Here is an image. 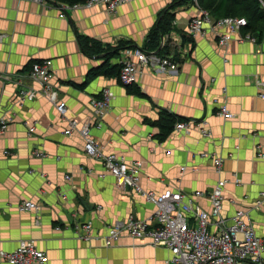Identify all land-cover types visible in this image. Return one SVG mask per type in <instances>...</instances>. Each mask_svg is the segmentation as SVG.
<instances>
[{"label":"crops","instance_id":"crops-1","mask_svg":"<svg viewBox=\"0 0 264 264\" xmlns=\"http://www.w3.org/2000/svg\"><path fill=\"white\" fill-rule=\"evenodd\" d=\"M173 2L134 0L113 15L102 6L80 7L62 18L53 2L0 0V33L5 35L0 41V119H11L0 136V253L33 240L47 254L44 264H170L171 250L147 237L124 234L112 245L105 242L106 225L130 217L148 219L156 206L132 188L120 189L114 177H100L102 162L86 154L85 138L79 131L65 134L70 119L94 120L92 100L104 88L114 97L102 128H93L92 135L107 153L141 163L144 189L171 187L188 195L201 191L196 206L211 211L210 194L227 178L222 214L230 218L246 211L264 238V203L256 204L264 191V97L258 85L264 79V37L240 39L236 33L221 44L218 34L230 29L219 27L191 38L189 21L199 8L192 0L171 8ZM168 9L174 18L165 26L161 45L174 53L177 72L144 66L136 84L144 95L130 93L116 75H99L83 88L76 86L106 60V52H85L82 37L97 39L104 48L122 47L110 59L111 65H120L121 50L143 48L159 14ZM45 59L53 60V83L68 107L65 116L30 74L31 64ZM21 87L35 90V99L20 102ZM222 104L233 111V119L217 113ZM163 111L182 119H207L212 136L195 128L173 129L161 139L153 122ZM35 148L48 155H33ZM215 156L223 160L221 172ZM236 175L240 184L233 181ZM25 199L36 201L39 209L21 211ZM85 221L93 223L90 240L76 233L77 224ZM210 227L218 229L214 221ZM0 264L10 263L0 254Z\"/></svg>","mask_w":264,"mask_h":264},{"label":"built area","instance_id":"built-area-1","mask_svg":"<svg viewBox=\"0 0 264 264\" xmlns=\"http://www.w3.org/2000/svg\"><path fill=\"white\" fill-rule=\"evenodd\" d=\"M49 2L47 0H36ZM134 0H85L83 2L65 3L53 2L60 9V17L65 18L67 11L80 7L93 8L102 6L109 14L117 13L120 6L131 3ZM198 3V0H194ZM248 24L245 17H222L214 20L208 10L199 9L189 21V33L192 37L205 36L209 31H216L219 27H229L230 32L218 34L221 44H226L239 34L240 39L255 37L251 33H243V28ZM5 37L0 33V41ZM119 81L125 87L137 84L138 75L144 66L152 65V69L158 72L174 73L178 71L179 64L174 58V53L160 55L158 51H146L137 46L133 49L121 50ZM31 76L41 84L42 93L55 103L57 110L63 116L68 112L65 101L59 99L58 89L53 80L55 69L52 59L34 61L30 69ZM258 83L264 88V80L258 79ZM226 90V89H225ZM36 91L31 88L21 87L17 98L20 102L32 101L36 97ZM264 97V94H262ZM114 93L110 88H104L99 98L92 100L94 120L80 123L76 119L68 121L65 134L79 131L85 138L84 150L86 154L102 162L103 171L99 176L108 175L115 178L117 186L122 190L134 189L147 202L153 203L156 210L148 219L128 218L126 221H118L115 224L106 225L107 234L105 242L112 245L121 239L124 234L136 238L147 237L153 245L167 247L171 250L170 264H264V238L259 236L253 223L248 220L247 212L239 210L232 217H224V189L230 181L227 178L220 179L210 194L212 203L211 211L197 207L195 197L202 196L201 191L192 195L175 190L171 187L161 192L144 189L139 184V172L141 163L130 162L124 156L116 153H107L103 146L92 135L93 128H102L103 119L111 107ZM217 113L225 119H233L235 114L230 111L227 104H222ZM9 117L0 119V136L4 135L10 123ZM206 119H179L175 124L178 131H190L197 129L203 136L211 137L212 130ZM35 127H30V133ZM9 153V151H6ZM33 155L46 157L48 154L35 148ZM215 158L217 171H222L223 160ZM89 172H92L90 169ZM234 183L240 184L241 179L234 177ZM264 203V191L260 193L256 201L257 205ZM21 211H33L39 209V204L32 199H25L19 204ZM213 219V220H212ZM216 223L218 229L213 231L210 225ZM93 223L85 221L76 226V233L80 238L90 240L93 238ZM2 259L10 264H44L47 260L45 251L38 248L35 241L23 240L12 251H1Z\"/></svg>","mask_w":264,"mask_h":264},{"label":"trees","instance_id":"trees-1","mask_svg":"<svg viewBox=\"0 0 264 264\" xmlns=\"http://www.w3.org/2000/svg\"><path fill=\"white\" fill-rule=\"evenodd\" d=\"M49 2H65L76 3L83 2L85 0H47ZM188 0H174L173 6L182 5L187 3ZM201 7L210 10L211 14L215 18H221L233 15H239V17H245L248 25L245 26V31L250 32L253 36H257L259 40L264 37V6L262 0H199ZM173 15L170 10H165L159 14V22L152 28L147 36L143 49L148 51L158 49L160 55H168L170 53L169 46L161 45V36L165 34V26L172 20ZM81 42L85 52L89 54L103 53L105 54V62L93 69H91L82 84H76V86L83 88L89 82L99 75L113 76L120 75V65H111L110 59L119 55L120 48L122 47H103V44L97 39L82 37ZM128 90L132 94L144 95L141 88L136 84L129 86ZM182 119L175 114H171L168 111H163L161 118L153 123L158 125L161 129L159 137L164 139L174 129L177 120Z\"/></svg>","mask_w":264,"mask_h":264},{"label":"rangeland","instance_id":"rangeland-1","mask_svg":"<svg viewBox=\"0 0 264 264\" xmlns=\"http://www.w3.org/2000/svg\"><path fill=\"white\" fill-rule=\"evenodd\" d=\"M263 3V6H264V1L262 2ZM192 4H195L199 9H204V10H207V9H205V8H203V7H201V5H200V2H199V0H198V3H196L194 0H192ZM209 12H210V10H208ZM210 14H211V12H210ZM211 16L213 17V19L214 20H219L220 18H215L212 14H211ZM235 17H239V15H234ZM226 17H233V15H230V16H226ZM222 18V17H221ZM248 25V24H247ZM246 25V26H247ZM209 33V32H208ZM207 33V34H208ZM243 33H250V32H247V31H245V27L243 28ZM188 34L190 35V33H189V31H188ZM206 34V35H207ZM205 35V36H206ZM190 37L191 38H194V37H192L191 35H190ZM199 37H202V36H199ZM196 38V37H195ZM194 38V39H195ZM134 48H136V47H134ZM177 51H178V49H177ZM155 71V70H154ZM164 73H167V72H164ZM261 79V78H260ZM264 80V79H263ZM258 85L262 88V90H263V92L261 93V97H263L262 96V94H264V88L258 83ZM228 106V105H227ZM231 111V110H230ZM231 112H233V111H231ZM182 120H184V119H182ZM187 120H190V119H187ZM200 120H202V119H198L197 121H200ZM207 120V119H206ZM176 124V123H175ZM174 129H176L175 128V126H174ZM177 130V129H176ZM213 160H214V164H215V158H213ZM215 167H216V170H217V166H216V164H215ZM218 172V171H217ZM177 190H179V189H177ZM181 191V190H180Z\"/></svg>","mask_w":264,"mask_h":264},{"label":"water","instance_id":"water-1","mask_svg":"<svg viewBox=\"0 0 264 264\" xmlns=\"http://www.w3.org/2000/svg\"><path fill=\"white\" fill-rule=\"evenodd\" d=\"M177 53H178V51L176 50V51H175V56L177 55Z\"/></svg>","mask_w":264,"mask_h":264},{"label":"bare ground","instance_id":"bare-ground-1","mask_svg":"<svg viewBox=\"0 0 264 264\" xmlns=\"http://www.w3.org/2000/svg\"><path fill=\"white\" fill-rule=\"evenodd\" d=\"M210 199V198H209Z\"/></svg>","mask_w":264,"mask_h":264}]
</instances>
